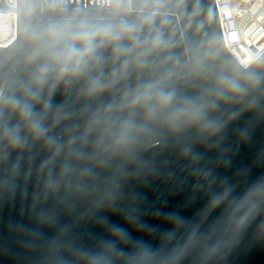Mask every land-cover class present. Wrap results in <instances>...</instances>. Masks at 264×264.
<instances>
[{"label":"water","instance_id":"95a60500","mask_svg":"<svg viewBox=\"0 0 264 264\" xmlns=\"http://www.w3.org/2000/svg\"><path fill=\"white\" fill-rule=\"evenodd\" d=\"M0 7V93L32 111L0 103V264H264V52L234 57L215 0ZM85 25L111 34L72 55Z\"/></svg>","mask_w":264,"mask_h":264},{"label":"built area","instance_id":"2783aa9c","mask_svg":"<svg viewBox=\"0 0 264 264\" xmlns=\"http://www.w3.org/2000/svg\"><path fill=\"white\" fill-rule=\"evenodd\" d=\"M16 7L17 0H5ZM225 44L245 67L264 52V0H215ZM17 36V13L0 7V46Z\"/></svg>","mask_w":264,"mask_h":264},{"label":"clouds","instance_id":"9594fccd","mask_svg":"<svg viewBox=\"0 0 264 264\" xmlns=\"http://www.w3.org/2000/svg\"><path fill=\"white\" fill-rule=\"evenodd\" d=\"M85 31L81 32L78 34L76 38L80 39L83 41V47H77L75 44H68L67 45V51L70 52L72 55H82L84 52H93L94 51V37L99 34L100 32H103L105 35H110V29H97L95 31L91 30L89 26L85 25ZM62 31L61 28L54 26L52 29H50L49 36L51 39V42L54 44L58 41L59 38V33ZM99 87V85H97ZM233 87H238L236 85H233ZM159 102L161 106H165L168 103H170L172 99V95L170 93L166 92H160L158 95ZM137 101L140 99L138 96ZM135 102V101H134ZM0 103H5V104H11L14 107L20 108L22 113L26 117L32 116V111L30 106L28 105H21L20 101L14 97V96H4L3 93H0ZM189 112V109H180L176 112H172L169 114V119L173 122L177 121L181 114ZM194 114L198 115V111H195ZM149 115L150 116H155L156 115V110L153 107L149 108ZM32 128L33 131L36 133L38 136H43L46 135V129L40 124L38 120H33L32 123ZM123 128L125 129L126 133H131L135 130V125L131 121H125L123 124ZM11 140L14 145L20 144L21 138L12 133L11 134Z\"/></svg>","mask_w":264,"mask_h":264}]
</instances>
